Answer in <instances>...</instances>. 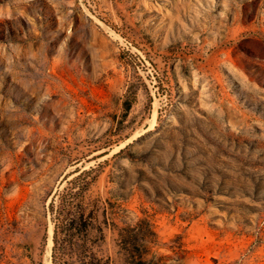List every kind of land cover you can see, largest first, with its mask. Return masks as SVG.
I'll return each mask as SVG.
<instances>
[{
  "label": "rangeland",
  "instance_id": "obj_1",
  "mask_svg": "<svg viewBox=\"0 0 264 264\" xmlns=\"http://www.w3.org/2000/svg\"><path fill=\"white\" fill-rule=\"evenodd\" d=\"M0 25V264H59L48 204L82 170L104 264H264V0H0Z\"/></svg>",
  "mask_w": 264,
  "mask_h": 264
},
{
  "label": "trees",
  "instance_id": "obj_2",
  "mask_svg": "<svg viewBox=\"0 0 264 264\" xmlns=\"http://www.w3.org/2000/svg\"><path fill=\"white\" fill-rule=\"evenodd\" d=\"M124 104L127 109L129 103L124 101ZM89 172V170H82L67 180V185L55 193L48 204L50 219L53 223L52 258L55 263H61L65 250L73 253V259L79 264L105 263L92 249L96 240L103 239V233L101 227L95 225L93 209L89 208L85 201L86 191L92 181ZM92 229H97L99 232L96 240L91 239L89 235ZM136 241V235L130 234L127 239H124L123 244L135 246ZM142 254L140 249H137L136 253L132 251L129 264H149Z\"/></svg>",
  "mask_w": 264,
  "mask_h": 264
},
{
  "label": "bare ground",
  "instance_id": "obj_3",
  "mask_svg": "<svg viewBox=\"0 0 264 264\" xmlns=\"http://www.w3.org/2000/svg\"><path fill=\"white\" fill-rule=\"evenodd\" d=\"M50 231V230H49ZM51 232H52V230H51ZM50 233V232H49ZM50 239V238H49ZM51 241V240H50Z\"/></svg>",
  "mask_w": 264,
  "mask_h": 264
}]
</instances>
